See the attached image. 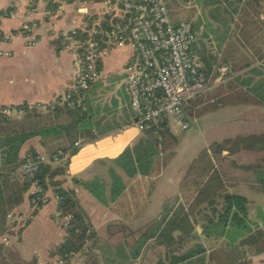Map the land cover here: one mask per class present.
I'll return each mask as SVG.
<instances>
[{
    "label": "crops",
    "instance_id": "obj_1",
    "mask_svg": "<svg viewBox=\"0 0 264 264\" xmlns=\"http://www.w3.org/2000/svg\"><path fill=\"white\" fill-rule=\"evenodd\" d=\"M251 1L252 4L258 3L257 0ZM117 2L53 0V8L46 0H0V33L4 38L0 41V113L9 109L12 112L5 116L19 118L24 112L16 109L18 105L25 104L29 111L41 113L51 104H60L59 98L70 88L74 74L70 32L86 27L87 18L91 16L95 17L94 20H102L103 17L118 20L121 12ZM164 2L170 20L190 22L194 34L193 53L208 81L215 72L204 93L184 106L186 128L204 114L221 110V122L206 128L221 124L223 136L205 144L183 167L168 168L174 157L172 148L178 143L177 135L169 130V121L167 128L176 141L167 151L165 164L146 176L125 177L113 165V159L123 149L131 147L142 133L131 124L133 113L125 91L122 67L129 49L126 45L114 46L99 59L98 77L91 82L86 96L89 108L84 116L91 115L90 125L80 130L74 151L68 156L65 173L59 178L65 188L74 191L77 205L90 225L93 235L85 245L95 255L97 264H140L137 258L147 247L149 238L168 253L166 258L158 257L149 264L158 259L162 264H264V192L253 189L257 183L252 174L264 170V131H253L258 118H253L250 111L255 107L248 106L242 110L239 107L240 104H251L264 109V104L221 103L215 100L218 95H211L227 80L229 70L221 55L229 42L236 44V54L255 59L253 65L258 69L264 67L263 26H259L264 15L258 14L257 22L253 24L256 35L245 40L223 37L222 30L232 28L231 23L226 24L222 19L230 13L232 0ZM217 29L220 31L216 32ZM240 117L247 121L242 122ZM29 147L38 154H44L38 136L23 142L18 155L24 156ZM201 152L206 154L204 161L209 163L204 173L218 172L221 191L246 199L244 224L226 221L224 226L216 225V215L222 209L223 201L219 196L209 197L211 200H203L189 217L193 227L191 237L175 230V243L165 248L163 244L156 243L152 230L170 213V208L183 203L180 187L184 178L196 187L192 180L197 178L195 174L201 169L197 164L191 168V164ZM111 168L121 176L125 188L106 204L71 181L72 178L96 179L106 188L109 182L107 172ZM205 174L200 180H206ZM29 191L30 188L23 194L22 201L7 214V232L0 243L11 246L24 258L34 260L35 264H48L55 258L48 252L64 236L63 224L56 214L53 200L29 218ZM46 192L51 194L50 190ZM233 229L237 231L228 234ZM251 234L260 237L256 244L243 241ZM138 244L137 256L132 258V251ZM228 248H233L235 253L232 256H228ZM171 255H175L173 263L169 262Z\"/></svg>",
    "mask_w": 264,
    "mask_h": 264
},
{
    "label": "trees",
    "instance_id": "obj_2",
    "mask_svg": "<svg viewBox=\"0 0 264 264\" xmlns=\"http://www.w3.org/2000/svg\"><path fill=\"white\" fill-rule=\"evenodd\" d=\"M46 1L48 6L55 7L53 0ZM87 1L99 2L102 0ZM257 1L258 3L253 0L256 3L252 4L251 0L244 3L241 0H232L234 3L229 4L230 13L222 18L224 23H231L232 28H224L222 30L223 37L247 40L256 35V26L253 24H256L258 14L264 15V0ZM232 4H236V6ZM217 15L222 17L220 13ZM94 18V16L87 18L88 25ZM113 22V19L103 17L99 24L100 30L102 32L107 31ZM261 25L263 26L261 36H264V20L259 23V26ZM219 31L216 30V32ZM69 36L80 40L86 38L85 33L78 30H74ZM99 45L100 47L103 46L102 41L99 42ZM248 46L252 48L250 43ZM235 47L236 44L229 42L227 48H224L221 57L228 66V77L224 85L217 87L211 95H218L219 97L217 96L215 100L221 103L264 104V67L261 68L260 66L258 69L253 65L256 62L255 59L248 55L236 54ZM56 48H58V44ZM262 63L264 65V61ZM198 68L205 73L201 66ZM214 75L215 72L209 77L210 82ZM87 91L88 89L79 105H76L75 102H72V105L51 104L45 108L44 112L36 113L29 111L28 106L22 104L16 106V109L24 112L23 116L19 118H11L0 113V239L7 232V214L22 201L23 194L29 190L32 182L35 181L43 190H50L52 194L58 197L56 207L61 209L62 214L70 213L71 216L67 223L62 225L64 230L62 240L48 252L49 256L55 257L53 260H60L62 263H66L73 254L79 253L84 256L81 264H97L95 255L85 245L86 241L93 235L90 225L77 205L74 191L65 188L59 178L65 173L68 156L74 151V143L78 139L80 130L90 125L91 115L84 116L89 108L86 101ZM195 114L197 113L195 112ZM141 133V137L131 147L123 149L113 159V165L119 168L124 176L129 179L136 175L146 176L152 172H157L165 164L168 158L167 151L176 141L175 136L169 132L165 120L149 125ZM33 136L39 137V144L49 160L39 163L31 176H26L20 180L14 174L15 169L25 155H34L37 152L29 147L24 156L20 157L18 151L22 143ZM211 148L213 149V146ZM61 154L66 155L65 165L50 160L52 156L60 157ZM205 156L206 154L201 152L191 164V168L197 164L201 169V172L195 174L198 179L192 180L196 183V187L192 186L188 178H184L181 183L180 194L184 204L177 203L170 208V213L159 220L152 230L156 243L163 244L165 248H169L175 243V236L173 235L175 230L182 235L191 237L193 227L189 217L203 200L210 201L209 197L219 196L223 201L222 209L216 215V225L224 226L226 221H229L230 224H244L246 199L241 195L221 191L218 172L204 173L209 166L208 161H204ZM107 173L109 182L106 188L96 179L78 180L72 178L71 181L81 185L99 202L106 204L109 200H114L125 188L121 176L113 168L109 169ZM203 174L207 176L206 180H200ZM252 174L257 183L253 189L264 192V170H257ZM28 197H30L29 194ZM190 199H192L191 202H189ZM259 238L258 235L251 234L245 237L243 241L256 244ZM142 239L144 240V237ZM139 246L138 244L137 248L133 249L132 258L137 256ZM169 262H175V255L170 256ZM0 264H35V262L32 259L24 258L11 246L0 243ZM154 264H162L161 259H158Z\"/></svg>",
    "mask_w": 264,
    "mask_h": 264
},
{
    "label": "built area",
    "instance_id": "obj_3",
    "mask_svg": "<svg viewBox=\"0 0 264 264\" xmlns=\"http://www.w3.org/2000/svg\"><path fill=\"white\" fill-rule=\"evenodd\" d=\"M117 3L121 18L111 23L107 31L100 30L101 20H94L78 30L85 33L84 40L71 39L73 81L58 102L79 105L89 84L98 77L100 57L111 47L126 45L129 54L122 70L128 105L133 113L131 124L142 131L165 120L166 124L171 121L179 129L186 128L184 106L203 94L210 84L206 74L199 70L193 53L194 34L190 22L170 20L164 0H118ZM2 39L0 33V41ZM101 41L103 46L100 47ZM1 112L8 115L12 111ZM65 157L54 155L50 160L65 165ZM48 160L44 154H27L14 174L20 180L31 176L39 163ZM29 196V218L50 200L55 205L58 201L55 194L48 195L35 181L30 186ZM55 211L65 225L70 213L62 214L57 207Z\"/></svg>",
    "mask_w": 264,
    "mask_h": 264
},
{
    "label": "rangeland",
    "instance_id": "obj_4",
    "mask_svg": "<svg viewBox=\"0 0 264 264\" xmlns=\"http://www.w3.org/2000/svg\"><path fill=\"white\" fill-rule=\"evenodd\" d=\"M255 107L251 109V115L253 118H258L255 122V124H258L257 126L253 127V131H264V109H261L259 107L261 106H255L251 104H240V109H245L246 107ZM220 111L221 110H213L210 111L203 116L199 117L198 120H196L194 123L190 124L188 128L185 130H179L173 122H170V131L177 135L178 137V143L172 148L174 152V157L172 158V161L168 165V168H174L175 166L183 167L184 163L189 161L192 156L200 150L205 144L208 142H212L216 140L219 137H222V125L217 124L216 126L208 127L209 125L213 123H220L221 117H220ZM241 118V117H240ZM245 119V120H244ZM242 122L247 121L246 118H241ZM193 122V121H192ZM254 124V125H255ZM244 125V124H243ZM186 164V163H185ZM237 230L233 229L230 230L228 234L235 233ZM89 243V241L87 242ZM229 252L227 253L228 256H232L235 252L233 251V248H228ZM174 251V250H173ZM218 252V251H217ZM216 252V253H217ZM219 253V252H218ZM167 251L164 250V248L161 245L155 244L154 240L149 238L147 247L142 249V252L140 253V257L137 258L139 260V263L141 264H149L154 262L158 257H165L167 255ZM166 258V257H165ZM84 259L83 255H80L79 253L73 254V256L65 262H61L60 260H52L51 264H80L81 260Z\"/></svg>",
    "mask_w": 264,
    "mask_h": 264
}]
</instances>
